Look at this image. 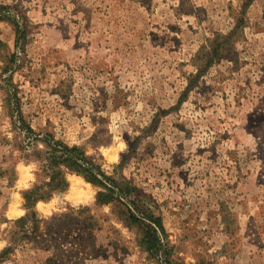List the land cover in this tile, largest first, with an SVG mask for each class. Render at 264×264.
<instances>
[{
  "label": "rangeland",
  "instance_id": "1",
  "mask_svg": "<svg viewBox=\"0 0 264 264\" xmlns=\"http://www.w3.org/2000/svg\"><path fill=\"white\" fill-rule=\"evenodd\" d=\"M0 6L9 17L0 20V252L27 213L23 191L40 168L33 153L46 147L20 149L22 115L39 137L81 147L136 187L126 201L162 217L173 259L264 264V0ZM17 24L27 29L21 40ZM68 179L35 210L51 220L91 207L105 223L97 252L72 249L75 227L56 263L53 250L29 242L2 264H166L142 250L141 230L123 227L122 207L98 206V187ZM110 224L122 230L114 244Z\"/></svg>",
  "mask_w": 264,
  "mask_h": 264
},
{
  "label": "trees",
  "instance_id": "2",
  "mask_svg": "<svg viewBox=\"0 0 264 264\" xmlns=\"http://www.w3.org/2000/svg\"><path fill=\"white\" fill-rule=\"evenodd\" d=\"M7 18L9 17L0 14V20ZM17 34L18 39L21 40L27 35V29L17 24ZM216 54V49L211 52L213 57ZM20 121L22 127L20 129L25 133L24 143H19L20 149L27 153L28 147L30 148L34 141H43L46 147L42 152L33 153L40 162L37 171L38 180L31 188L23 191L27 213L12 221L8 235L9 246L0 252V264L7 262L19 246L29 242L34 243L38 248L53 250V258L49 262L56 263L60 255L66 251L75 227L78 233L74 237L72 249H77L78 252L79 249L88 248L93 255L97 252L96 234L105 229V223L92 213L91 207H69L68 211L55 214L51 220L39 216L35 210L39 202L50 201L57 193H64L69 189V174L82 176L87 182L99 188L96 201L98 206L113 205L120 209L122 207L120 220L123 227L130 229L136 227L142 231L138 243L142 250L148 252L150 258L161 263L164 261L166 264H186L173 259L162 217L157 216L152 208L143 207L136 198L131 199L133 208L126 201L133 197L136 187L128 181H119L108 175L81 147L70 146L62 140H56L52 135L39 137L40 135L26 123L22 115ZM145 218L152 222H148ZM111 219V216L105 215V220ZM109 229L111 230L108 236L109 244H114L115 235L121 236L122 230L114 224H110Z\"/></svg>",
  "mask_w": 264,
  "mask_h": 264
}]
</instances>
